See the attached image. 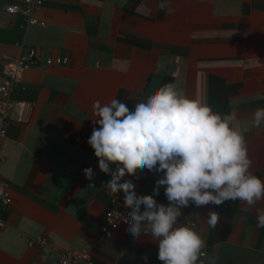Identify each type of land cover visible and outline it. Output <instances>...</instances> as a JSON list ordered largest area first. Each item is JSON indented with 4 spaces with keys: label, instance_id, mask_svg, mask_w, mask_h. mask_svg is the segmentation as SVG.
<instances>
[{
    "label": "crops",
    "instance_id": "1",
    "mask_svg": "<svg viewBox=\"0 0 264 264\" xmlns=\"http://www.w3.org/2000/svg\"><path fill=\"white\" fill-rule=\"evenodd\" d=\"M20 1L0 0V84L2 55L33 47L43 61L18 72L11 99L21 112L10 110L0 140V176L11 197L2 213L0 264H57L27 246L38 236L55 250L88 251L93 264H163L152 236L134 238L124 227L109 239L98 233L112 194L102 187L111 176L87 143L97 100L117 99L134 110L172 83L221 116L235 109L230 123L244 136L250 171L264 180V121L258 128L252 121L264 108V0H43L36 16L45 25L25 30L20 16L4 10ZM48 58L67 62L45 66ZM89 167L91 181L83 172ZM137 175L128 177L137 195H148L162 174ZM155 199L168 203L163 186ZM246 208L229 200L182 209L204 239L197 264H264V228L256 226L264 200ZM209 210L220 213L215 228L207 224Z\"/></svg>",
    "mask_w": 264,
    "mask_h": 264
},
{
    "label": "clouds",
    "instance_id": "2",
    "mask_svg": "<svg viewBox=\"0 0 264 264\" xmlns=\"http://www.w3.org/2000/svg\"><path fill=\"white\" fill-rule=\"evenodd\" d=\"M166 8L167 3L158 5ZM94 127L87 143L94 150L101 172L111 179L102 184L115 198L123 193V205L130 209L125 219L134 238L150 233L158 244L163 264H197L204 247L202 235L193 227L177 226L182 209L191 204L216 206L239 200L253 208L264 200V180L250 169L251 158L243 134L230 121L199 100L181 94L172 83L165 84L137 102L134 110L112 99L92 105ZM253 126L264 121V108H257ZM95 125H98L96 127ZM110 165H115L113 171ZM147 169L161 173L152 194L137 195L138 177ZM95 179L92 168L83 170ZM164 187L167 204L155 199ZM143 206V210H141ZM257 227L264 228V208H256ZM207 224L215 228L220 213L209 210ZM147 260V256L144 257Z\"/></svg>",
    "mask_w": 264,
    "mask_h": 264
},
{
    "label": "built area",
    "instance_id": "3",
    "mask_svg": "<svg viewBox=\"0 0 264 264\" xmlns=\"http://www.w3.org/2000/svg\"><path fill=\"white\" fill-rule=\"evenodd\" d=\"M43 0H21L15 4H6L4 10L8 15H18L22 18L19 25L21 30H25L30 26H44L45 23L40 21L36 14L40 10ZM4 60L3 79L0 84V140L6 137L7 126L9 122V112L13 107H16L21 112L22 104L15 103L11 99L12 90L16 84V77L18 72L26 71L36 68L41 65L43 61L37 50L33 47L22 49L21 53L15 57L2 55ZM67 60L65 58H57L52 60L50 58L44 61L45 66H64ZM124 197L110 199V208L106 211L103 222L99 227L98 233L101 237L111 238L113 234L120 228L129 227V223L125 222L130 209L123 205ZM11 203L9 194V187L5 180L0 176V235L3 233L7 224L2 218V213L6 212ZM179 226L193 227L199 231L197 222L192 220L189 215L182 210V216L178 219ZM142 236H151L150 233H141ZM27 246L29 248H36L43 255H52L57 264H93L92 257L88 251L82 250H58L50 246L46 237L38 236L27 239ZM205 254L201 252V257Z\"/></svg>",
    "mask_w": 264,
    "mask_h": 264
}]
</instances>
